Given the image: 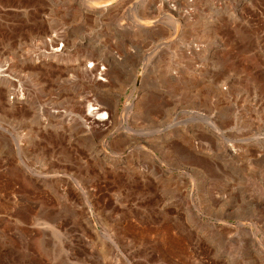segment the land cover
Segmentation results:
<instances>
[{
	"label": "rangeland",
	"instance_id": "1",
	"mask_svg": "<svg viewBox=\"0 0 264 264\" xmlns=\"http://www.w3.org/2000/svg\"><path fill=\"white\" fill-rule=\"evenodd\" d=\"M0 264H264V0H0Z\"/></svg>",
	"mask_w": 264,
	"mask_h": 264
},
{
	"label": "bare ground",
	"instance_id": "2",
	"mask_svg": "<svg viewBox=\"0 0 264 264\" xmlns=\"http://www.w3.org/2000/svg\"><path fill=\"white\" fill-rule=\"evenodd\" d=\"M126 110H128V108H129V106H128V104L127 105H125V107H124ZM126 110H124V111H126Z\"/></svg>",
	"mask_w": 264,
	"mask_h": 264
}]
</instances>
